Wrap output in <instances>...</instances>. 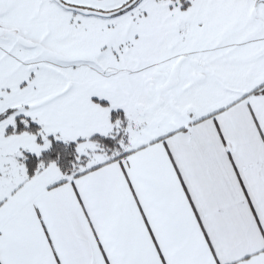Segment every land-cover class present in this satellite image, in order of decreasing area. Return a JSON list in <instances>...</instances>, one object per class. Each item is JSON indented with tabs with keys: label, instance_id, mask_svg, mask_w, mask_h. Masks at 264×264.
Instances as JSON below:
<instances>
[{
	"label": "snow or ice",
	"instance_id": "1",
	"mask_svg": "<svg viewBox=\"0 0 264 264\" xmlns=\"http://www.w3.org/2000/svg\"><path fill=\"white\" fill-rule=\"evenodd\" d=\"M0 264H264V0H0Z\"/></svg>",
	"mask_w": 264,
	"mask_h": 264
}]
</instances>
